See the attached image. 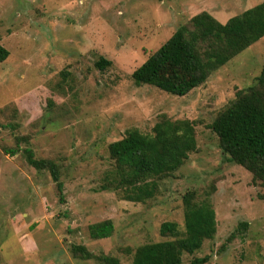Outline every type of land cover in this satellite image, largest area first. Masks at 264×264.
I'll return each instance as SVG.
<instances>
[{"label":"rangeland","instance_id":"rangeland-1","mask_svg":"<svg viewBox=\"0 0 264 264\" xmlns=\"http://www.w3.org/2000/svg\"><path fill=\"white\" fill-rule=\"evenodd\" d=\"M263 2L0 0V44L10 53L0 64V264H99L75 258L72 245L132 264L139 247L185 236L188 191L210 195L217 234L184 253L183 264L205 257L206 264H264V185L223 153L210 128L237 92L256 83L264 38L184 97L132 77L196 15L225 24ZM102 57L112 66L97 68ZM163 118L193 122L198 150L153 199L126 201L111 186L109 146L131 129L152 134ZM28 148L59 165L64 201L49 171L29 165ZM105 220L113 235L92 239L89 227ZM166 222L178 225L175 235L161 234Z\"/></svg>","mask_w":264,"mask_h":264},{"label":"trees","instance_id":"trees-1","mask_svg":"<svg viewBox=\"0 0 264 264\" xmlns=\"http://www.w3.org/2000/svg\"><path fill=\"white\" fill-rule=\"evenodd\" d=\"M263 38L264 2L230 18L225 24L202 12L189 24L179 27L132 77L137 85L153 86L170 95L184 97ZM9 56V51L0 44V64ZM110 66L112 62L103 57L96 63L100 70ZM169 71L182 79L166 78ZM210 128L218 136L223 153L249 171L255 182L264 185V66L256 83L237 92ZM197 150L195 125L189 120L163 118L154 126L152 134L131 129L123 139L109 146L110 157L116 164V179H111V186L124 200L144 203L153 199L160 182L177 172ZM16 153L17 149L7 151L11 156ZM25 153L30 166L38 171H49L60 201H64L59 165L53 160L36 159L29 148ZM183 205L185 236L139 247L132 264H183L184 253L193 255L202 249L205 241L214 239L217 220L210 195L201 198L196 191H188L183 196ZM160 231L163 236L175 235L178 225L166 222ZM89 232L92 239H107L114 233V224L105 220L91 225ZM71 252L81 260L121 264L117 257L94 254L83 245H72ZM208 260V257L195 258L191 264H206Z\"/></svg>","mask_w":264,"mask_h":264}]
</instances>
